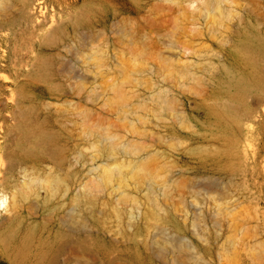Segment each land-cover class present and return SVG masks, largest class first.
Returning <instances> with one entry per match:
<instances>
[{
  "label": "rangeland",
  "instance_id": "rangeland-1",
  "mask_svg": "<svg viewBox=\"0 0 264 264\" xmlns=\"http://www.w3.org/2000/svg\"><path fill=\"white\" fill-rule=\"evenodd\" d=\"M218 2L227 11L222 21H218L219 12L211 0H79L62 6L63 13L56 17L66 26L61 42L44 47L42 53L38 50L33 76L38 87L26 81L19 87L23 117L16 120L10 116V138L7 142L0 138V180L5 182L3 189L11 192L14 183L28 179L26 170L38 169L60 172L68 185L49 197L46 186L37 183L35 190L26 194L20 214L0 227V264H39L44 250L55 264H159L146 243L152 234L147 236L141 214L146 195L153 189L154 198L163 206L155 207L171 213L169 226L215 260L216 250L194 233L195 217L203 213L213 234L215 201L195 193L198 204L189 211L180 203L171 206V199L163 198L160 187L166 168L170 176L173 173L168 181L181 185L189 183L185 178L210 174L194 170V159L202 155L180 145L188 135L176 119L183 62L206 79L213 74L217 86L204 82L200 89L210 85L215 92L210 99H214L227 94L222 89L228 72L223 62L231 71L248 70L250 62L237 48L248 34L264 37V0ZM13 29L8 48L15 51L24 45L20 27ZM214 29L220 31L217 38L211 35ZM224 35L229 44L222 46L219 39ZM97 50L105 57H92L91 52ZM190 51L198 58L190 56ZM59 64H63L62 70ZM47 65L53 84L42 72ZM5 74L12 78L14 70L7 68ZM257 75L264 79V61ZM161 94L168 97L169 106L163 107L158 98ZM117 100L133 110L132 133L117 115ZM259 101L260 96L254 95L241 108L255 110L248 136L254 147L264 143V104ZM204 105L200 102L196 112L206 108ZM110 146L117 151L110 153ZM129 162L162 178L157 175V181L151 178L137 185L128 176L125 186L114 180L105 184L103 165ZM177 162L189 165L191 171L182 175ZM241 179L234 181L241 183ZM121 191L129 194L120 224L113 208L123 197ZM188 198L193 200L191 195ZM88 199L93 204L91 209L84 208L85 221L68 228L64 218L82 211ZM261 237L264 239V233ZM76 254L83 258L71 257Z\"/></svg>",
  "mask_w": 264,
  "mask_h": 264
},
{
  "label": "bare ground",
  "instance_id": "bare-ground-1",
  "mask_svg": "<svg viewBox=\"0 0 264 264\" xmlns=\"http://www.w3.org/2000/svg\"><path fill=\"white\" fill-rule=\"evenodd\" d=\"M78 2L79 0H0V138L3 141L7 142L10 138L11 128L7 125L9 117L16 120L23 117L21 108L23 99L19 87L25 81L26 84L31 82L38 87V82L33 81L35 62L39 60L38 50L42 53L44 47H55L61 42V31L66 26L56 17L63 13L62 6L68 7ZM211 2L219 12L218 21H222L227 11L218 0ZM14 26L20 27L24 46L12 51V48H8V44L15 35ZM219 33V30L214 29L211 35L217 38ZM219 42L222 46L229 44L225 35L219 39ZM102 52L93 51L92 57L97 56V59L105 57ZM237 52L243 59L248 60L251 64L246 63L251 66L246 71L235 72L229 70L223 62L222 66L228 72L222 89L227 94L214 99H210L215 93L210 85L200 89L204 82L217 86L218 81L214 80L213 74L207 75L206 79L198 74L199 71L196 69L189 70L185 62L179 68L177 86L180 88L181 98L178 100L176 119L180 128L188 134L180 141V145L187 152L197 150L194 153L202 155L194 159L196 163L194 170L207 171L210 174L195 175L194 180L185 178L189 183L181 185L168 181V177L171 179L173 173L170 176L166 168L164 184L160 187L163 198L171 199V206L180 203L189 211L195 209L198 204L194 201L195 193L205 194L215 201V212L211 215L213 234L209 231L207 216L203 213L195 217L197 229L194 233L203 243L216 250V258L214 260L213 257L208 256L192 241L179 236L169 226L168 216L171 213L161 212L155 207V205L160 208L163 206L158 197L154 198L153 189L146 195L144 201L146 207L141 214L146 224L147 236L152 234L150 239L146 238V243L159 264H264V239L261 237L264 233V143L254 147L248 142L251 131L250 121L255 115V110L241 109L248 98L254 95L260 96V105L264 104V79L261 75H257L261 62L264 61V37L248 34L245 40L241 41ZM189 55L196 57L192 51ZM189 61L186 62H193ZM196 64L194 63L195 66ZM62 66L63 64H59L60 69ZM7 68L14 70L12 78L5 74ZM48 70L49 65L42 72L53 84L52 76L47 74ZM29 91L33 93L32 89ZM183 97L187 100V104ZM158 98L163 107L169 106L170 101L166 95L161 94ZM117 101V115L126 121L123 123L127 125L126 130L132 133L133 123L130 115L133 110L122 100ZM200 102L202 105L205 104L206 108L196 112ZM191 113L197 114L191 115ZM115 136L108 135L107 138ZM190 141H194L195 145ZM205 142L208 144L205 145ZM108 151L115 153L117 147L110 146ZM2 166L3 164L0 163V167ZM176 167L182 175L192 169L187 164L181 165L180 162L176 163ZM103 168L101 178L107 179L105 184L114 180L118 185L119 182L122 186L127 185L128 176H130L129 180L135 179L137 185H142L151 178L156 180L158 176L162 178L159 173L153 175L149 169L134 162L115 164L111 167L103 165ZM26 172L28 179L21 184L14 183L11 192L3 189L5 182L0 180V227L9 218L20 214L24 205L23 199H26L27 193L35 190L37 183L46 186L49 197L61 186L68 185L67 178L57 171L43 173L38 169H31ZM239 177L242 178L241 183L234 181ZM120 194L123 197L113 210L121 224L125 211L124 203L128 201L129 193L121 191ZM189 195L193 200H189ZM43 199L45 201L46 197ZM92 204L93 202L88 199L82 211L78 209L64 218L68 228L73 229L82 224L86 219L85 209H91ZM133 216L132 214L131 217ZM26 250L24 249L25 252ZM25 252L21 254L22 257L26 256ZM71 257L83 258L78 254ZM44 262L55 264V259L48 256L47 250L43 251L38 261L39 264Z\"/></svg>",
  "mask_w": 264,
  "mask_h": 264
}]
</instances>
